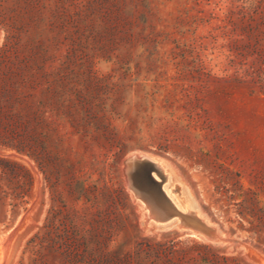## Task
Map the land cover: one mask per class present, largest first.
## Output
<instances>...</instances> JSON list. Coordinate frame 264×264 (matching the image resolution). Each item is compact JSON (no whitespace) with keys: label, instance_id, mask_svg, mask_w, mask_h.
<instances>
[{"label":"rangeland","instance_id":"374dc122","mask_svg":"<svg viewBox=\"0 0 264 264\" xmlns=\"http://www.w3.org/2000/svg\"><path fill=\"white\" fill-rule=\"evenodd\" d=\"M0 264H264V0H0Z\"/></svg>","mask_w":264,"mask_h":264},{"label":"water","instance_id":"95a60500","mask_svg":"<svg viewBox=\"0 0 264 264\" xmlns=\"http://www.w3.org/2000/svg\"><path fill=\"white\" fill-rule=\"evenodd\" d=\"M124 175L134 197L148 210L145 215L146 223L173 222L177 227L191 230L194 234L211 239L217 237V231L207 226L194 211L186 209L183 212L170 199L163 187L166 175L158 161H152L144 156H132L125 161Z\"/></svg>","mask_w":264,"mask_h":264},{"label":"bare ground","instance_id":"6f19581e","mask_svg":"<svg viewBox=\"0 0 264 264\" xmlns=\"http://www.w3.org/2000/svg\"><path fill=\"white\" fill-rule=\"evenodd\" d=\"M153 157V156H152ZM149 158H150V156H149ZM155 158V157H154ZM152 160V159H151ZM157 161L159 162V164H160V166H161V168L163 167L164 168V166H163V162L161 161V159H157ZM165 170V169H164ZM163 170V171H164ZM166 172V175H168L169 173H171V172H169L168 173V171H165ZM165 172H164V174H165ZM171 175V174H170ZM173 175V174H172ZM167 177V176H166ZM171 179V178H170ZM172 182V181H171ZM166 184H168L167 182H166ZM174 184V183H173ZM175 185V184H174ZM178 185V184H177ZM176 185V186H177ZM166 186V185H165ZM171 186V185H170ZM169 186V187H170ZM180 189V188H179ZM164 190H165V192L167 193V195L170 197V199L174 202V204L177 206V208L178 209H183L184 211L186 210V209H188V205H184V204H180L179 202H178V200H176V199H174L173 197V195L171 196V194L169 195V189L168 188H164ZM170 192H171V190H170ZM181 192H182V190H181ZM181 195V194H180ZM183 197V196H182ZM144 206V205H143ZM180 209V210H181ZM192 209V208H191ZM147 212V211H146ZM151 223V222H150ZM155 223H153V225H154ZM152 225V226H153ZM162 228V227H161Z\"/></svg>","mask_w":264,"mask_h":264}]
</instances>
